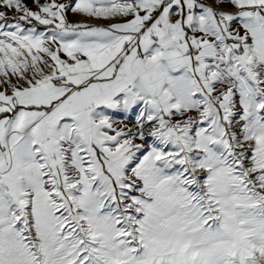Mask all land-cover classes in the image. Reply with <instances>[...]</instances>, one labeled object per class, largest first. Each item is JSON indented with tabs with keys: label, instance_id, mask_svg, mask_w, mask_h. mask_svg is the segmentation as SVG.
Listing matches in <instances>:
<instances>
[{
	"label": "snow or ice",
	"instance_id": "obj_1",
	"mask_svg": "<svg viewBox=\"0 0 264 264\" xmlns=\"http://www.w3.org/2000/svg\"><path fill=\"white\" fill-rule=\"evenodd\" d=\"M0 264H264V0H0Z\"/></svg>",
	"mask_w": 264,
	"mask_h": 264
}]
</instances>
